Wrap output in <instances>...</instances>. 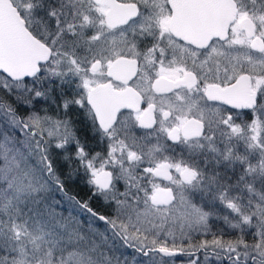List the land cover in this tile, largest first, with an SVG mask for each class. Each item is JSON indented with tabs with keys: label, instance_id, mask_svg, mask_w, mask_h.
<instances>
[{
	"label": "snow or ice",
	"instance_id": "snow-or-ice-1",
	"mask_svg": "<svg viewBox=\"0 0 264 264\" xmlns=\"http://www.w3.org/2000/svg\"><path fill=\"white\" fill-rule=\"evenodd\" d=\"M200 253L264 264V0H0V264Z\"/></svg>",
	"mask_w": 264,
	"mask_h": 264
},
{
	"label": "flooded vegetation",
	"instance_id": "flooded-vegetation-1",
	"mask_svg": "<svg viewBox=\"0 0 264 264\" xmlns=\"http://www.w3.org/2000/svg\"><path fill=\"white\" fill-rule=\"evenodd\" d=\"M81 187H82V185H81ZM128 251L131 252V250H128ZM199 256H200V258H201V264H203V253H200ZM142 259H143V258H142ZM183 260L186 262L187 257H184ZM177 264H181V260L178 259V260H177ZM212 264H216L214 258L212 259Z\"/></svg>",
	"mask_w": 264,
	"mask_h": 264
}]
</instances>
